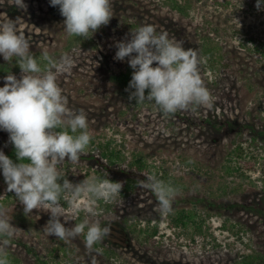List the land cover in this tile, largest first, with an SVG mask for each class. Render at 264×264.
I'll list each match as a JSON object with an SVG mask.
<instances>
[{"label": "rangeland", "instance_id": "374dc122", "mask_svg": "<svg viewBox=\"0 0 264 264\" xmlns=\"http://www.w3.org/2000/svg\"><path fill=\"white\" fill-rule=\"evenodd\" d=\"M169 1L112 0L110 22L88 39L64 31L65 18L50 0H24L26 11L5 4L0 6V20L3 14L13 21L20 18L18 27L29 39L30 52L41 67L46 65L44 52L57 60L65 54L74 59L75 68L60 76L57 83L68 97L69 107L87 115L94 143H110L121 152L127 159L118 166L123 169L134 154H140L149 172L140 173L139 178L158 171L179 183L172 202L177 200L179 206L192 208L203 221L204 234L194 236L193 231L169 228L157 199L142 187L111 202L109 213L100 208L99 202L89 205L86 198H81L78 216L65 227L86 218L96 219L85 210L95 207L101 213L102 226L110 229L102 244L114 253L105 255L101 247L86 249L84 235L68 241L48 236L44 227L50 215L37 210L24 214L23 205L12 196L3 205L13 226L23 232L12 238L7 252L20 264H36V256L48 264L54 259L61 264H239L246 255L264 256V214L255 212L264 213V136H258L257 146L250 141L252 135L264 133V55L253 50L252 42H245L248 37L264 39V0L259 9L253 5L254 0H179L186 6V15L171 10ZM145 24L154 26L157 34L166 32L182 41L185 49H197L199 55L207 41L219 48L213 64L204 59L200 64L214 101L210 109L191 106L165 115L155 104L151 108L129 100L130 92L112 83L110 75L129 65L128 57L124 61L114 59L116 43L130 40L131 31ZM1 65L11 70L8 74L21 78L15 59L8 62L0 55ZM8 74L0 75V87ZM7 136L8 132L0 129L2 152ZM237 144L248 162L254 153L262 156L251 162V170L243 166L242 172H227L229 153ZM86 152L79 163L66 158L61 166L62 174L73 184L97 176L98 170L105 173L89 157L99 158L100 149L89 146ZM122 175L113 173L115 177ZM6 194L7 184L0 169V203ZM196 197L211 198L214 209L195 207L186 200ZM61 204L71 215L68 200L63 199ZM126 219L145 226L149 220L152 226L159 219L158 242L144 241L142 235L132 233L124 224ZM252 264L264 263L254 260Z\"/></svg>", "mask_w": 264, "mask_h": 264}, {"label": "clouds", "instance_id": "9594fccd", "mask_svg": "<svg viewBox=\"0 0 264 264\" xmlns=\"http://www.w3.org/2000/svg\"><path fill=\"white\" fill-rule=\"evenodd\" d=\"M50 3L59 6L65 18L64 31L69 36L88 39L113 17L112 0H50ZM5 4L27 10L24 0H0V6ZM256 7H261V0H257ZM3 16L0 55L8 62L15 59L21 69L20 79L8 74L0 87V129L9 133L19 161L14 162L0 151V169L7 191L15 194L24 214L37 210L50 215L44 227L48 236L68 241L84 235L86 249L92 250L110 232L107 226H102L101 213L95 207L88 206L85 210L96 219L86 218L73 227L65 224L78 216L81 198H86L89 205L114 202L121 195L123 183L111 181L105 173V178L92 176L73 184L62 174L65 159L79 163L92 139L87 115L69 107L68 97L57 83L60 76L72 72L75 61L67 54L57 60L44 52L42 59L46 65L41 67L30 52L29 39L18 27L20 18L13 21L6 14ZM116 48L114 59L124 61L128 57L133 69L126 89H134L129 100L154 101L165 115L189 110L191 106L208 109L213 106L212 95L200 72L203 58L197 49H185L182 41L170 38L166 32L157 34L150 24L131 31V39L117 42ZM138 184L155 195L162 214L172 210L177 195L174 187L154 174ZM62 199L68 200L71 215L61 204ZM11 219L0 204V264H9L7 248L12 238L23 232L13 226Z\"/></svg>", "mask_w": 264, "mask_h": 264}, {"label": "trees", "instance_id": "16d2710c", "mask_svg": "<svg viewBox=\"0 0 264 264\" xmlns=\"http://www.w3.org/2000/svg\"><path fill=\"white\" fill-rule=\"evenodd\" d=\"M253 5L257 4V0H254ZM170 4L171 10L181 14V15H186V6L182 4L179 0H170L167 2ZM227 4V3H226ZM261 8V7H260ZM264 10V9H262ZM80 38V37H76ZM250 41L253 44L254 51L256 53H260L264 55V39H254L253 37H248L245 39V42ZM244 43V42H243ZM244 45V44H243ZM219 48L211 44L210 42L207 41V43L203 44L201 47L200 51V57H202L206 62L214 63L216 56H218ZM206 62H204L206 64ZM207 63V64H208ZM207 64L205 66H207ZM213 66V65H212ZM10 69L4 66H0V75L8 74L10 73ZM132 72L133 69L130 68L129 65H126L124 68L118 70L115 73H112L110 75V79L112 83L115 84L116 87L119 89L122 88L126 91L128 89L129 82L132 78ZM134 91V89L128 90V92ZM127 92V91H126ZM146 95H147V90H146ZM141 106H147L153 108L155 102L154 101H144L142 103H139ZM258 136H264V133H256L255 135H252L250 137L251 143L253 145L257 146V139ZM241 141V139H240ZM245 143V141H244ZM91 147L97 146L98 149H100V154L99 158H94L93 155H90L89 157L94 160L97 164H99L100 168L104 170L105 173H107V178L110 179L113 182H122L123 183V188L121 191V196L122 197H128L130 194L134 193L139 189V180H143L145 178H142V176L139 178V174L143 173L145 171L149 172V166L147 165L146 161L143 159V157L140 154H134L133 157L130 159L127 165L124 166V169L122 167H118L120 164L123 165L126 162V157L121 154V152L117 151L115 148H113L110 143H94V139H91L90 145ZM88 146V147H89ZM241 145L237 144L235 148L229 153V160L227 165L225 166V171L230 172V171H243V166L246 169H253L252 161L256 160L258 156H262L260 152L254 153L253 156L250 158L251 162H248L244 155L241 152ZM240 150V151H239ZM3 153L8 156L10 159H12L14 162H19L16 158V153H15V148L14 145L10 142L9 140V133L7 136V144L3 150ZM236 159V160H235ZM233 162L236 164L234 165ZM232 165V166H231ZM117 167L116 169H114ZM2 170V169H1ZM115 172H120L123 175L122 176H113V173ZM105 173L97 171L96 175L97 177L105 178ZM111 177H110V175ZM152 174V173H151ZM154 175L157 176L158 179L164 181L166 184L171 185L174 187L176 190L179 187V183H176L175 180L172 179V181H169L165 177H162L159 175L158 171L154 172ZM261 176L262 179H264V169L261 170ZM152 193V192H151ZM153 197L156 199L155 195L152 193ZM15 196L13 192H8L1 200L2 203L4 204L6 201L10 199V197ZM189 204H192L193 206L200 205L204 209H214L213 202L211 198L206 197V198H186ZM63 202V199L61 200V203ZM100 204V208L105 212L109 213L112 211V205L110 203H105L104 201H98ZM245 207L244 209L247 210H254L253 208L249 206H243ZM256 213L259 214H264L260 212L259 210H255ZM167 217V226L171 229H177V230H184V231H190L194 236L196 235H201L204 234L202 227H203V221L197 217V215L194 213L192 208H186L184 206H179V201L175 200L172 202V210L166 214ZM152 222L149 220L148 224L145 226L142 223H132L131 221L129 222L127 219L124 221V224L126 228L131 230L132 233L138 235H142V238L144 241L150 242V243H157L158 240L156 239L157 233H158V227H159V219H156V221L150 226ZM127 224V225H126ZM108 242H112V240H108ZM101 247L102 252L105 255H109L111 253H114L112 249L108 247H104L102 243H97L96 245L93 246L94 249H97ZM33 254H35L33 252ZM254 260H259L262 263H264V256L261 255H246L242 257L241 262L239 264H252ZM8 261L14 263V264H20L19 261L14 257L11 256L10 254L8 255ZM36 264H48L44 259L36 256ZM52 264H61L58 259H54L52 261Z\"/></svg>", "mask_w": 264, "mask_h": 264}]
</instances>
